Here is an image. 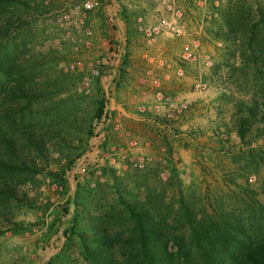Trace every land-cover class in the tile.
<instances>
[{
    "label": "rangeland",
    "instance_id": "rangeland-1",
    "mask_svg": "<svg viewBox=\"0 0 264 264\" xmlns=\"http://www.w3.org/2000/svg\"><path fill=\"white\" fill-rule=\"evenodd\" d=\"M68 1L42 0L44 8L32 17L33 21L27 19V29L16 34L14 39L16 55L29 58L23 68L27 79H45L49 85L56 83L58 86L62 81L64 86V90L33 105L34 118L45 124L47 131L59 128L55 122L68 121L70 127L65 126L71 135L65 138L53 135L56 139L52 140L49 156L46 161L37 162L38 172L8 177L32 206L24 202L4 203L0 264H46L63 248L67 264H90L82 259L75 237L65 244L62 231L71 206L67 213L63 207L76 192L81 196L84 190L81 188L94 190L101 186L96 194L97 204L102 205L104 211L119 210L115 207V196L103 186L107 177L93 175L87 159L103 160V154L110 147L122 146L128 141L134 143L135 152L150 156L152 160L146 169L136 173V178L127 180L125 187L156 216L165 217V238L168 239L165 250L172 254V263L206 264L209 254L226 258L225 251H213L208 244L211 241L214 245H228L227 251L232 253L236 247L233 234L242 241L252 239V227L259 229L252 222V197L264 203V164L255 170L251 163L241 158L245 146L239 144L230 119L231 100L252 95L251 88L247 81L233 82L221 44L207 37L202 28L208 15V3L216 4L217 0H173L182 11L187 40H197L200 49L210 55L212 65L209 68H199L181 60L184 38L161 34L148 42L137 30L138 25L151 24L164 14L161 0H98V7L86 17V25L92 31L91 46L74 53L65 37V29L55 20V12ZM120 6L131 12L135 20L137 33L128 43L124 40V27L119 17ZM123 53H126L127 64L120 71ZM75 56L103 61L97 84L91 79L90 91L83 96H71L76 93L79 72L69 71L67 64ZM177 70L181 73L177 74ZM63 75L67 76L64 81ZM140 79H144L143 83ZM155 83L167 94L180 97L184 106L148 112L150 115L137 112L136 103L148 104ZM198 83H204V88H198ZM97 87L105 100L106 112L100 120L90 122ZM140 90L145 95L133 100L131 95ZM14 106V102L3 99L1 91V126L12 125L7 132L18 122L9 119ZM113 119H117L119 131L112 129ZM88 124L91 134L85 140L82 132ZM11 134L16 135V131ZM263 143L264 137L260 136L249 145L256 147ZM80 145L82 150L77 148ZM162 148L165 149L162 151ZM79 151L81 153L76 155ZM67 156L75 159L62 173L63 181H59L49 172H56ZM46 182L55 183L56 188L48 186L41 191V183ZM94 207L91 202V213ZM186 211L194 218L193 224H202L207 220L206 215H210L214 221L224 220L232 227L218 230L206 240L190 232ZM44 214L51 217L45 231L40 236L26 235L33 221L44 226ZM8 221L22 229L13 231L4 227ZM240 227L244 229V236L233 231ZM197 243L202 244L208 255L196 248Z\"/></svg>",
    "mask_w": 264,
    "mask_h": 264
},
{
    "label": "trees",
    "instance_id": "trees-1",
    "mask_svg": "<svg viewBox=\"0 0 264 264\" xmlns=\"http://www.w3.org/2000/svg\"><path fill=\"white\" fill-rule=\"evenodd\" d=\"M41 8H44L42 0H0V92L2 91L6 102L15 103L9 119L18 121L11 130L16 131V135H12L11 131L7 132L12 125L3 128L0 116V224L5 219L2 213L4 203L24 202L23 204L32 206L27 203L25 195L10 183L8 177L38 172L40 167L37 162L46 161L55 136L65 138L71 135V131L65 126L66 124L70 127V122H55L59 128L47 131L44 129L45 124H41L33 116L35 103L64 90L62 81L59 80L61 84L58 86L56 83L49 85L45 79H27L23 68L29 58L17 56L13 51L16 34L26 28L29 24L27 19L34 17ZM207 10L208 15L202 25L204 33L221 44L222 56L230 68L233 82L238 79L241 82L247 81L251 88L252 95L234 97L231 100L230 119L239 144L245 146V150L241 151V158L251 163L252 169L256 170L264 164V143L256 147H250L249 144L255 138L264 137V0H217L216 4L210 1ZM131 14L120 6L119 17L124 27L126 43L137 33L134 16ZM126 64V53H123L119 70L122 71ZM78 77L79 74L76 79ZM66 79L67 76L63 75V81ZM93 79L97 84L98 77ZM97 92L89 115L90 122L100 120L106 112L102 92L99 89ZM76 93L71 96H83ZM144 114L150 115L148 112ZM82 133L85 140L88 139L91 125L88 124ZM77 148H81V145ZM80 153L81 151L76 155ZM74 159V156H67L56 172H49L50 176L63 181L62 173L69 169ZM139 171L130 170L116 176L110 167L101 169V174L107 177L103 186L113 193L115 207H119V210L115 208L104 211V207L97 204L96 194L101 186L94 190L81 188L84 189L81 196L76 192L74 198L66 200L63 211L67 213L69 205L71 211L62 235L65 244L76 238L83 260L90 264H173L172 254L165 250L168 241L165 238V217L156 216L153 210L137 200L125 187L127 180L136 178ZM91 202L95 206L93 213L89 211ZM185 215L190 232L195 236H203L206 240L213 237L218 230L224 231L228 226L232 227L224 220L214 221L210 215H206L207 220L202 224H193L194 218L187 211ZM252 215V222L259 229L252 227L251 240L242 241L233 234L236 247L232 253L227 251L228 245H214L209 242L208 245L213 251H225L226 258L208 255L202 244L197 243L196 248L208 255L206 264H264V203L254 197ZM4 227L13 231L22 229L10 221ZM49 228L51 229L50 226ZM233 231L244 236V229L241 227ZM1 233L3 226L0 225ZM66 259L68 257L63 248L46 264H67Z\"/></svg>",
    "mask_w": 264,
    "mask_h": 264
},
{
    "label": "built area",
    "instance_id": "built-area-1",
    "mask_svg": "<svg viewBox=\"0 0 264 264\" xmlns=\"http://www.w3.org/2000/svg\"><path fill=\"white\" fill-rule=\"evenodd\" d=\"M164 14L156 19L155 22L147 25H138L137 30L141 32L143 37L149 42L154 37L165 34L172 37H187L185 23L182 19V11L177 7L173 0L160 1ZM98 0H70L55 12V20L58 25L65 29V37L67 38L71 50L78 53L81 49H88L91 46L92 31L86 25L87 13L96 9ZM139 21V19H138ZM180 58L185 62L194 64L199 68H209L212 65L210 55L200 49L199 42L195 39H186L180 49ZM103 67V61L99 58H88L75 56L68 64L69 71L79 72V80L76 92L86 95L90 91L91 79L100 75ZM148 72H145L147 75ZM177 74L181 72L176 71ZM144 79H140L143 83ZM152 95L147 105L144 103H136V110L139 113L153 112L158 113L161 110H172L178 106L183 107V101L177 95H169L160 89L155 83L153 85ZM197 87L204 88V83H198ZM145 95L143 90L133 93L131 98L138 100V96ZM112 129L120 130L117 119L112 120ZM134 143L128 141L125 145L110 147L103 154V160L87 159V165L93 175H100L101 169L105 166L114 170L115 175H123L130 170H141L151 162V157L135 152L132 147ZM164 150L163 148L161 149ZM56 188L55 183H41L40 190L44 191L47 187ZM51 220L48 214H44V226H39L34 221L25 231L26 235L40 236L45 231V225Z\"/></svg>",
    "mask_w": 264,
    "mask_h": 264
},
{
    "label": "crops",
    "instance_id": "crops-1",
    "mask_svg": "<svg viewBox=\"0 0 264 264\" xmlns=\"http://www.w3.org/2000/svg\"><path fill=\"white\" fill-rule=\"evenodd\" d=\"M187 35H188V34H187ZM181 38H184L185 40L187 39V37H181ZM185 40H184V41H185Z\"/></svg>",
    "mask_w": 264,
    "mask_h": 264
}]
</instances>
